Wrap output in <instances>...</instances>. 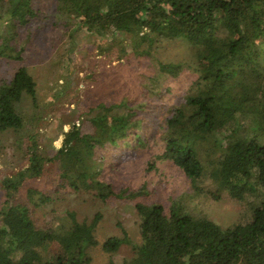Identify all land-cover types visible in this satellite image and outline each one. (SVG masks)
Here are the masks:
<instances>
[{
    "label": "trees",
    "instance_id": "16d2710c",
    "mask_svg": "<svg viewBox=\"0 0 264 264\" xmlns=\"http://www.w3.org/2000/svg\"><path fill=\"white\" fill-rule=\"evenodd\" d=\"M10 1L17 3L8 10V1L0 0V57L21 61L19 29L38 12L29 0ZM54 3L62 20L108 38L121 55L152 57L162 40L186 43L201 73L175 103L168 102L172 89L151 76L140 100L97 104L84 119L90 125L72 122L54 152L44 154L41 126L30 124L37 113L29 121L21 110L25 99L38 106L37 82L24 66H0V132L16 133L27 162L1 182L0 264H90L89 249L99 245L95 231L101 213L79 220L75 211H67L57 223L41 226L34 212L51 199L50 190L32 183H52L56 193L68 189L104 202L133 198L131 189L104 179L105 169L116 152L150 142L161 147L156 159L178 166L197 194L209 180L213 198L227 193L246 211L239 222L224 227L192 214L180 199L169 209L161 202L138 203L140 241L126 235L106 239V252L126 243L132 248L130 257L110 264H264V0ZM157 113L158 123L140 133ZM55 245L58 253L51 250Z\"/></svg>",
    "mask_w": 264,
    "mask_h": 264
},
{
    "label": "rangeland",
    "instance_id": "374dc122",
    "mask_svg": "<svg viewBox=\"0 0 264 264\" xmlns=\"http://www.w3.org/2000/svg\"><path fill=\"white\" fill-rule=\"evenodd\" d=\"M7 1L4 8L8 10L17 3ZM28 2L38 14L19 29L16 41L18 47L24 45L23 58L15 61L0 57V66H24L36 80L38 106L34 107L29 99H25L21 110L29 121L37 113L36 123L30 124L34 128L41 126L39 141L44 154H52L61 143L63 130L74 121L84 120L89 109L97 104L140 100L141 88L145 83H152L151 76H159L163 84L172 89L168 102L175 103L201 73L198 57L186 43L162 40L152 57L121 55L119 46L108 38L91 34L78 23L62 20L55 10L54 0ZM120 55L122 58L118 57ZM160 62H163V68ZM178 67H181L179 72ZM160 117L161 114H154L138 131L150 130ZM83 124L84 127L90 125L86 120ZM145 145L136 150L116 152L115 162L106 167L104 173V179L111 180L118 188L134 191L133 198H111L104 202L68 189L56 193L52 183L34 182L33 185L50 190L51 195L47 203L36 207L34 218L37 223L41 226L57 223L67 211H75L79 220L91 219L100 212L102 219L95 231L99 245L89 249L90 264H110L112 260L119 263L130 257L132 248L126 243L116 252H106L102 249L106 239L126 235L134 242L140 241L138 203L161 202L169 209L172 201L180 199L192 214L208 216L224 227L243 218L246 211L243 204L227 193L220 199L213 198L208 193L212 189L209 180L202 181L203 193L197 194L178 166L169 160L156 159L161 151L159 143ZM23 152L14 131L0 132V205L3 199L1 182L26 165ZM30 205L32 209L35 207ZM51 250L58 253L59 247L55 245Z\"/></svg>",
    "mask_w": 264,
    "mask_h": 264
}]
</instances>
